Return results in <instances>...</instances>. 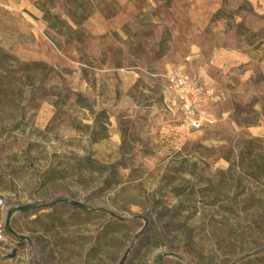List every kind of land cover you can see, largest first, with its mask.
<instances>
[{"label":"rangeland","instance_id":"374dc122","mask_svg":"<svg viewBox=\"0 0 264 264\" xmlns=\"http://www.w3.org/2000/svg\"><path fill=\"white\" fill-rule=\"evenodd\" d=\"M95 8L0 0V264H264V0Z\"/></svg>","mask_w":264,"mask_h":264},{"label":"built area","instance_id":"2783aa9c","mask_svg":"<svg viewBox=\"0 0 264 264\" xmlns=\"http://www.w3.org/2000/svg\"><path fill=\"white\" fill-rule=\"evenodd\" d=\"M175 101L190 124L199 128L204 122L202 112L203 89L199 81L183 73H174L166 78Z\"/></svg>","mask_w":264,"mask_h":264},{"label":"water","instance_id":"95a60500","mask_svg":"<svg viewBox=\"0 0 264 264\" xmlns=\"http://www.w3.org/2000/svg\"><path fill=\"white\" fill-rule=\"evenodd\" d=\"M2 202H3V199H2V197L0 196V205L2 204ZM57 203H67V204H69V205L77 206V207L80 206L79 203H77V202H75V201H72V200H69V199H66V198H59V199H57V200L54 202V204H57ZM16 250H17V249H13V251L11 252V254L7 255L5 258H7V259H12V258H14L15 253H16Z\"/></svg>","mask_w":264,"mask_h":264},{"label":"crops","instance_id":"0c3cea01","mask_svg":"<svg viewBox=\"0 0 264 264\" xmlns=\"http://www.w3.org/2000/svg\"><path fill=\"white\" fill-rule=\"evenodd\" d=\"M96 1V2H95ZM103 3H99L97 0H90L91 4L94 6H96V8L93 10V12L91 13L90 17L87 18V22L88 21H93L95 19V15L97 14V12L103 8V6L107 3V0H102ZM128 55H129V51H128ZM129 57H133V56H129Z\"/></svg>","mask_w":264,"mask_h":264},{"label":"trees","instance_id":"16d2710c","mask_svg":"<svg viewBox=\"0 0 264 264\" xmlns=\"http://www.w3.org/2000/svg\"><path fill=\"white\" fill-rule=\"evenodd\" d=\"M142 52H143V49L141 47H136V48H133V49L130 48L129 49V56H136L138 54H141ZM225 159L228 160L227 157H225ZM29 209H30V207L25 208L26 211L29 210Z\"/></svg>","mask_w":264,"mask_h":264}]
</instances>
